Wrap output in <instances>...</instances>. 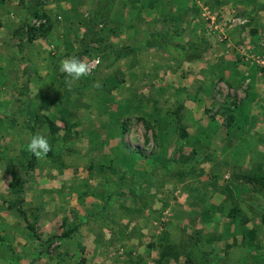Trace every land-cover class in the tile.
<instances>
[{
  "label": "rangeland",
  "instance_id": "obj_1",
  "mask_svg": "<svg viewBox=\"0 0 264 264\" xmlns=\"http://www.w3.org/2000/svg\"><path fill=\"white\" fill-rule=\"evenodd\" d=\"M185 1L0 0V264H264V0Z\"/></svg>",
  "mask_w": 264,
  "mask_h": 264
},
{
  "label": "trees",
  "instance_id": "obj_2",
  "mask_svg": "<svg viewBox=\"0 0 264 264\" xmlns=\"http://www.w3.org/2000/svg\"><path fill=\"white\" fill-rule=\"evenodd\" d=\"M112 1L113 0H108V3H112ZM136 2H138V5L146 13L149 10L150 11H153L155 9L157 10V8H159V7L165 9V7L169 6V5L174 6L177 12L178 11L181 12V8L183 7V5L185 3V0H136ZM103 5H105V2L103 3ZM102 16L104 17V15H102ZM36 31H37V29L34 28V27H27L25 29L24 37L27 40H32L35 37V35H36ZM150 39H152V38H150ZM154 44H155V42L150 43L149 41H147L144 44H142L141 47H144V46L145 47H152V46L154 47L155 46ZM228 111H229V114L227 116L226 126H232V127H234L235 131H239L242 128L241 125L244 122H247V114L243 113V111L241 110V107L240 108L239 107H235L234 110L228 109ZM239 117H241V119H242L241 120L242 124L239 123V119H238ZM153 122H155V124H151V125H148V126L146 124V127H150L152 130L158 128L157 131H155L154 135L161 142L162 140L165 139V136L167 137V135L165 134L164 129H160L159 126L156 125L158 123H156L155 120ZM120 123H121L122 133H123V132L126 131V120L125 121L122 120V121H120ZM123 146H124L125 149L128 148L124 143H123ZM136 153L138 154L140 152H138V150H137ZM245 180H247L249 183H252L254 185L258 184L262 189H264V175H260V176H246ZM18 211H19V213L21 215H23L22 211H20V210H18ZM236 216L237 215L235 213V209H231L230 212L228 213V217L234 219V218H236ZM27 228L32 230V227L29 226V225H27ZM70 233H71V231L66 232L64 234H61L60 238L68 237ZM254 238H255L254 233L253 232H248V235L246 236L247 243L248 244H252ZM168 255L170 256L169 251L161 252V258H164V257H166ZM187 262L190 263V264H192V263L194 264V261L192 259H190V260L188 259Z\"/></svg>",
  "mask_w": 264,
  "mask_h": 264
},
{
  "label": "clouds",
  "instance_id": "obj_3",
  "mask_svg": "<svg viewBox=\"0 0 264 264\" xmlns=\"http://www.w3.org/2000/svg\"><path fill=\"white\" fill-rule=\"evenodd\" d=\"M100 62L99 57H96L94 63H90L73 55L60 61L59 71L65 74V82L70 85L71 81H79L82 77L89 76ZM94 87L100 88L101 85L97 82L94 84ZM26 149L28 152L32 153L35 158L40 160L46 159L48 153L52 151L48 137L40 132L30 137L26 144Z\"/></svg>",
  "mask_w": 264,
  "mask_h": 264
},
{
  "label": "crops",
  "instance_id": "obj_4",
  "mask_svg": "<svg viewBox=\"0 0 264 264\" xmlns=\"http://www.w3.org/2000/svg\"><path fill=\"white\" fill-rule=\"evenodd\" d=\"M215 3H217V5L219 6L222 3V1L221 0H215ZM187 5H188V3H187ZM185 6H186V1L184 3L183 7L181 8V13H183Z\"/></svg>",
  "mask_w": 264,
  "mask_h": 264
},
{
  "label": "built area",
  "instance_id": "obj_5",
  "mask_svg": "<svg viewBox=\"0 0 264 264\" xmlns=\"http://www.w3.org/2000/svg\"><path fill=\"white\" fill-rule=\"evenodd\" d=\"M258 63H259L262 67H264V61L260 60Z\"/></svg>",
  "mask_w": 264,
  "mask_h": 264
}]
</instances>
